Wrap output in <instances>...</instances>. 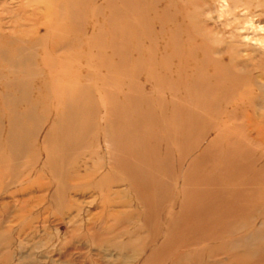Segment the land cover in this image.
Here are the masks:
<instances>
[{
    "label": "rangeland",
    "instance_id": "374dc122",
    "mask_svg": "<svg viewBox=\"0 0 264 264\" xmlns=\"http://www.w3.org/2000/svg\"><path fill=\"white\" fill-rule=\"evenodd\" d=\"M41 1L0 0V264H264V114L227 113L250 80L217 85L200 0Z\"/></svg>",
    "mask_w": 264,
    "mask_h": 264
},
{
    "label": "bare ground",
    "instance_id": "6f19581e",
    "mask_svg": "<svg viewBox=\"0 0 264 264\" xmlns=\"http://www.w3.org/2000/svg\"><path fill=\"white\" fill-rule=\"evenodd\" d=\"M6 1V0H5ZM42 1H45L46 2V0H42ZM41 1V2H42ZM50 1V0H49ZM59 1H61V0H59ZM124 1V0H123ZM180 1V0H179ZM208 1L209 0H200V2H197V3H195L196 4V6H195V10L196 11H193L192 12V14L188 17V25H189V27L188 28H191V30L194 32V35H195V37H196V41H198V43H199V46L196 48V50H198V51H200V52H202L203 54H204V57L205 58H203L202 60L205 62V60L206 61H208V62H211L215 67H214V71H213V78H215V79H217L218 80V78H223V76H226V77H231V76H233V77H239V78H245V79H248V80H250V82H249V84H247L246 86H243L242 88L240 87V88H238L237 90H240V91H237V92H235V95H234V98H233V101H232V104L231 105H229V110H228V112H227V110H226V112L227 113H235L236 111L237 112H240V111H242V112H249V113H252V115H258V114H260V115H263L264 113V0H222V2H221V4H220V8H218V9H216V11H217V15H216V17H213V16H211L212 15V12H211V6H210V3L208 4ZM215 1V0H214ZM217 1V0H216ZM221 1V0H220ZM36 2V0H34V3ZM56 2H58L57 0H56ZM71 2V1H70ZM70 2H67V4L68 3H70ZM172 2H173V0H172ZM171 2V3H172ZM47 3V2H46ZM49 3V2H48ZM155 3V2H154ZM166 3V2H165ZM170 3V2H169ZM180 3V2H179ZM182 3V5H183V2H181ZM192 3H194V1L192 2ZM215 3H217V2H215ZM40 5L41 3H37V5ZM44 4V3H43ZM54 3H51V5H53ZM71 4V3H70ZM211 4H212V2H211ZM219 4V3H218ZM46 5V4H45ZM56 5H58V4H56ZM179 5H181V4H179ZM188 5V4H187ZM194 5V4H193ZM209 5V6H208ZM32 6H33V4H32ZM41 6V5H40ZM40 6H36V7H40ZM49 6H50V4H49ZM54 6V5H53ZM184 6V5H183ZM189 6H190V4H189ZM188 6V7H189ZM212 6H214V5H212ZM219 6V5H218ZM33 7H35V6H33ZM35 7V8H36ZM43 7H44V5H43ZM57 7V6H56ZM41 8V7H40ZM53 8V7H52ZM51 8V9H52ZM190 8V7H189ZM188 8V9H189ZM191 8H192V6H191ZM215 8V7H214ZM37 9V8H36ZM35 9V10H36ZM44 9V8H43ZM42 9V10H43ZM51 9H50V11H51ZM187 9V8H186ZM193 9V8H192ZM197 9H199V10H197ZM58 10H60V8H58ZM171 10H172V8H171ZM170 10V11H171ZM38 11H40V10H38ZM44 11H45V9H44ZM186 13H189V10H188V12L186 11V10H184ZM198 11V12H197ZM201 11V12H200ZM36 12V11H35ZM41 12V11H40ZM43 12V11H42ZM60 12V11H59ZM58 12V13H59ZM72 12V11H71ZM155 12V11H154ZM158 12V11H157ZM37 13V12H36ZM45 13V12H44ZM73 13V12H72ZM74 13H76L75 11H74ZM156 13V12H155ZM184 13V12H183ZM216 13V12H215ZM48 14L50 15L51 13H49L48 12ZM60 15L62 14V13H59ZM156 14H158V13H156ZM40 15H41V13H40ZM49 15H47V13H46V16H49ZM72 15V14H71ZM73 15H76V14H73ZM155 15V14H154ZM182 15V14H181ZM187 15V14H186ZM37 16V15H36ZM62 16H64V15H61V17ZM183 16V15H182ZM53 17H55V16H53ZM184 17H185V15H184ZM59 18V17H58ZM66 18V17H65ZM72 18V17H71ZM56 19V17L54 18V21H56L55 20ZM63 19V18H62ZM62 19H61V21H62ZM185 19H186V17H185ZM46 20H48V19H46ZM72 20H74V18L72 19ZM51 21H53V19H51ZM69 21H71V20H69ZM185 21V20H184ZM187 21V20H186ZM75 22H76V20H75ZM50 24H52V22L50 23ZM41 25V24H40ZM43 25H45V24H43ZM177 26H179V25H177ZM183 26V25H182ZM183 28V27H182ZM176 29V28H175ZM30 30V29H29ZM182 30V29H181ZM180 32H182V31H180ZM190 32V31H189ZM184 33H182L181 35H183ZM188 38V37H187ZM172 39V38H171ZM174 39V38H173ZM179 38H177V40H178ZM126 40V39H125ZM175 40V39H174ZM187 40V39H186ZM188 42V41H187ZM183 43H185L184 42V39H183ZM183 43H181L182 44V47L180 46V48H183V49H186L187 47H189V46H187L186 48L185 47H183ZM125 45V44H124ZM192 45V44H191ZM194 45V44H193ZM114 46V45H113ZM115 46H117V45H115ZM186 46V45H185ZM125 47V46H124ZM179 48V49H180ZM183 49H181L180 51H183ZM118 50V49H117ZM177 49H175V51H176ZM187 50H189V49H187ZM195 50V49H194ZM195 50V51H196ZM157 51V50H156ZM166 52V51H165ZM123 53H125V50L123 51ZM151 53V52H150ZM180 53V52H179ZM197 53V52H196ZM162 54L163 53H161V56H162ZM181 54V53H180ZM184 54H185V52H184ZM201 54V53H200ZM171 55L172 54H170V55H168V56H170L171 57ZM182 55H183V53H182ZM182 55H180V56H182ZM188 55V54H187ZM186 55V56H187ZM199 55V54H198ZM167 56V57H168ZM172 56H175V58H173V59H177V57H178V54H175V55H172ZM184 56L185 55H183V58H184ZM185 56V57H186ZM166 57V58H167ZM169 57V58H170ZM188 57L190 58V61H191V57L190 56H187V58H186V60H185V58H184V61H186L185 63H188L187 62V60H188ZM166 58H165V60H166ZM169 58L167 59V63H169ZM154 59V58H153ZM179 59V58H178ZM195 59H196V57H195ZM163 60V59H162ZM171 60H172V58H171ZM180 60H181V57H180ZM180 60H177V61H179L180 62ZM193 60V59H192ZM194 61V60H193ZM153 62V61H152ZM178 62V63H179ZM197 62H199V61H197ZM195 63V65H198L199 64V66H200V63ZM154 64V65H153ZM151 63V65L154 67V68H156V65H155V63ZM189 64H191V63H189ZM203 64H205V63H203ZM203 64H201V65H203ZM163 65H167V64H163ZM169 65V64H168ZM184 65V64H183ZM183 65H181V64H179V66L181 67H184ZM211 65V64H210ZM187 66H189L188 64H187ZM187 66H185L184 67V69H187L188 67ZM193 66V65H192ZM205 67H206V64L204 65ZM203 67V66H202ZM151 68V67H150ZM154 68L152 69V70H154ZM164 68H166V67H164ZM176 68H178V67H176ZM190 68V67H189ZM201 68V67H200ZM210 68H212V67H210ZM220 69L221 71H220V73L221 74H219L218 73V70H216V69ZM167 69V68H166ZM181 71H183V68H179ZM191 70H192V68H190ZM207 69H208V67H207ZM172 70V69H171ZM170 70V71H171ZM176 70V72H177V70L178 69H175ZM180 70H178V72L180 71ZM191 70H184L183 72H184V76L186 75V76H188L187 75V73H185L186 71H191ZM195 70V69H194ZM209 70V69H208ZM212 70V69H211ZM151 71V70H150ZM167 71V70H166ZM169 71V70H168ZM167 71V72H168ZM169 71V72H170ZM180 71V73H178V74H181L182 72ZM151 72H153V71H151ZM163 72H165V69H164V71ZM172 73V75L173 74H176V72L174 71V73H173V71H171ZM191 72H193V71H191ZM196 72V71H195ZM202 72H203V70H202ZM197 74H200L201 73V71L200 72H196ZM212 73V72H211ZM153 74V73H152ZM169 74V73H168ZM193 74V75H192ZM191 75H192V77L194 76V73H192ZM197 74H195L196 76H198ZM202 74V73H201ZM183 75V74H182ZM182 75H176L178 78L180 77H182ZM191 75H189V76H191ZM67 76V75H66ZM154 76V75H153ZM170 76V75H169ZM168 76V77H169ZM175 76V75H174ZM185 76V78H187ZM188 76V77H189ZM207 76V75H206ZM61 77H63V76H61ZM166 77V76H165ZM164 77V78H165ZM202 77V78H201ZM163 77H161V79H162ZM164 78L162 79V81L164 80ZM167 78V77H166ZM171 78V77H170ZM177 78V79H178ZM179 78V79H180ZM183 78V77H182ZM194 78H196V77H194ZM199 78V77H198ZM200 78L201 79H203V76L201 75L200 76ZM199 78V80L200 81H202L201 79ZM65 79V78H64ZM152 79L154 80V78L152 77ZM189 79H192V78H189ZM188 79V80H189ZM229 79V78H228ZM185 80V79H184ZM188 80H187V82H188ZM208 80V79H207ZM221 81H223L222 79H220ZM220 80H218L217 81V85H219L220 83V85L222 86V82L220 81ZM156 81V80H155ZM165 81V80H164ZM193 81V80H192ZM219 81H220V83H219ZM154 82V81H153ZM195 82V81H194ZM203 82V81H202ZM225 82V81H224ZM231 82V81H230ZM166 83V82H165ZM189 83H191V82H189ZM196 83H198V79L196 80V82L195 83H191V84H196ZM211 83H213V82H211ZM219 83V84H218ZM164 84V83H163ZM181 84V83H180ZM186 84V83H185ZM199 84H201L200 82H199ZM156 85V84H155ZM176 85H174L173 86V88L175 87ZM183 86V85H182ZM181 86V87H182ZM192 87L194 86H196V85H191ZM204 84H203V88H204ZM211 86H213V85H211ZM229 86V85H228ZM242 86V85H241ZM14 87H16V86H14ZM22 87H24V85L22 86ZM172 87V86H171ZM176 87H179V85L178 86H176ZM180 87V88H181ZM187 87V86H186ZM202 87V86H201ZM201 87H195V89L194 90H200V92L203 90V88H202V90L200 89ZM215 88L217 87L216 85L214 86ZM179 88V89H180ZM184 88H185V85H184ZM197 88V89H196ZM205 88H208L209 89V87H208V85L205 87ZM220 88H222V87H220L219 86V89ZM229 88H231V87H229ZM17 89V88H16ZM71 89V88H70ZM177 88H175L174 90H176ZM189 89H190V86H189ZM72 90V89H71ZM74 90V89H73ZM190 90H192V89H190ZM193 90V91H194ZM204 90H207V89H204ZM203 90V92H204V94H205V92H208V90L207 91H204ZM210 90V89H209ZM213 90H215V89H213L212 88V91ZM228 90V89H227ZM23 91H24V88H23ZM22 91V92H23ZM76 91V90H75ZM216 91V90H215ZM66 92H69V91H66ZM65 92V93H66ZM217 92H219V91H217ZM229 92V91H228ZM77 93V92H76ZM199 93V92H198ZM202 93V92H201ZM225 93V92H224ZM224 93H222V94H224ZM234 93V92H233ZM70 94V93H69ZM68 94V95H69ZM73 94L75 95V92L73 91ZM185 94V93H184ZM191 94V93H190ZM189 94V95H190ZM208 94V93H207ZM215 95H216V93H214ZM213 94V95H214ZM71 95H72V93H71ZM70 95V96H71ZM74 95H72V96H74ZM197 95V94H196ZM200 95V94H199ZM228 95H230L229 93H228ZM201 96V95H200ZM226 98H227V96H225ZM68 98H70L69 96H68ZM76 98V97H75ZM135 98V99H134ZM187 98V97H186ZM201 98H203V96H201ZM191 99V98H190ZM195 99V98H194ZM193 99V100H194ZM197 100H198V98H196ZM195 99V100H196ZM129 100H131V99H129ZM133 100H134V102H136L137 100H136V97H134L133 96V99H132V102H133ZM140 100V99H139ZM196 100V101H197ZM200 100V99H199ZM198 100V101H199ZM69 101V100H68ZM141 101V100H140ZM195 101V102H196ZM142 102V101H141ZM69 103V102H68ZM127 103H129V104H127L126 106H130V103H131V101H128ZM136 103H139L140 104V102L139 101H137ZM172 103V102H171ZM197 103H200V102H197ZM134 105H135V103H133ZM173 104V103H172ZM183 104H186V103H183ZM183 104H182V106H183ZM70 105V104H69ZM80 105V104H79ZM78 104H76V106H78V108H80V106H79ZM124 105V104H123ZM187 105V104H186ZM186 105H184L183 107L181 106L180 108H178L177 107V109H181L182 110V108L185 110V108L184 107H186ZM199 105V104H198ZM121 105H119V107H120ZM136 106V105H135ZM137 106H138V104H137ZM136 106V107H137ZM171 107H172V105H170ZM178 106V105H177ZM188 106H190L189 104H188ZM205 106V105H204ZM215 106V105H214ZM118 106H117V109L119 108ZM123 107V106H122ZM122 107L120 108V109H122ZM125 107V106H124ZM131 107V106H130ZM134 107V106H133ZM139 107V106H138ZM137 107V108H138ZM174 107H175V105H174ZM195 107V106H194ZM203 107V106H202ZM201 107V105H200V108H202ZM207 107V106H206ZM216 107V106H215ZM218 107V106H217ZM216 107V108H217ZM68 108H70V112H68V110L66 111V112H68V113H74V111L75 110H71V108H73L72 106H68ZM77 108V109H78ZM166 108H167V106H166ZM176 108V107H175ZM191 108H193V106L191 107ZM200 108H197V109H200ZM213 108V107H212ZM223 108V107H222ZM131 109H133V108H131ZM140 109V108H139ZM165 109V106H164V108H163V110ZM204 109H205V107H204ZM204 109H203V111H204ZM228 109V108H227ZM124 109H122V111H123ZM133 110H136V109H133ZM165 110H172V109H165ZM188 110H190V108H188ZM192 110V109H191ZM195 108H194V115L192 116V119H194L193 117H195ZM217 110V109H216ZM216 110H215V112H216ZM72 111V112H71ZM139 111V110H138ZM180 111V110H179ZM186 111H187V109H186ZM186 111H182V112H186ZM218 111V110H217ZM229 111H231V112H229ZM66 112H64V113H66ZM119 111L117 110L116 112H115V114L116 113H118ZM126 112V111H125ZM129 112V111H128ZM128 112H127V114H128ZM131 112V111H130ZM173 112H174V110H173ZM188 112V111H187ZM197 112V111H196ZM201 112V114L202 113H204V112H202V111H199V113ZM68 113H66V114H68ZM77 113V112H76ZM133 113H135V115H136V113H138L137 111L135 112H133ZM141 113V112H140ZM179 113H181V111L180 112H178L177 113V110H176V112H175V114L174 115H176V114H179ZM233 113V114H234ZM245 113H243V114H245ZM258 113V114H257ZM65 114V115H66ZM124 114V113H123ZM126 114V113H125ZM142 114V113H141ZM149 114V113H148ZM147 114V115H148ZM186 114V113H185ZM192 114V113H191ZM190 114V115H191ZM201 114H199V115H201ZM69 115V114H68ZM120 115V114H119ZM129 115V114H128ZM127 115V116H128ZM146 114H144V116H145ZM146 115V116H147ZM179 115H181V114H179ZM183 115V114H182ZM181 115V116H182ZM228 115V114H227ZM230 115V114H229ZM237 115H240V113L238 114L237 113ZM70 116V115H69ZM68 116V117H69ZM77 116V115H76ZM126 116V117H127ZM180 116V117H181ZM197 116L198 115H196V118H197ZM247 116H249V115H247ZM64 117H67V116H64ZM67 117V118H68ZM71 117H73V116H71ZM125 117V118H126ZM137 117V116H136ZM139 117V116H138ZM137 117V118H138ZM143 116H141V117H139L140 119H141V121L140 122H142V119H145V118H142ZM175 117V116H174ZM179 117V116H178ZM179 117V118H180ZM183 117H185L184 115H183ZM183 117H182V119H183ZM186 117H187V115H186ZM185 117V118H186ZM74 118V117H73ZM127 118H130V117H127ZM148 118H149V116H148ZM195 118V119H196ZM71 119V118H70ZM131 119V118H130ZM134 119V118H133ZM62 121H64V123H65V120H63V119H61ZM118 120V119H117ZM125 120V119H124ZM146 120H147V118H146ZM149 120V119H148ZM151 120H152V118H151ZM151 120H149V121H151ZM188 120H189V117H188ZM14 121H17L16 119H14ZM61 121V122H62ZM67 121V120H66ZM72 121L74 122V119H72ZM129 121V120H128ZM127 121V122H128ZM137 121V120H136ZM135 120H134V122H136ZM139 121V120H138ZM145 121V120H144ZM143 121V122H144ZM194 121V120H193ZM60 122V123H61ZM68 122V121H67ZM79 122V121H78ZM78 122H76L75 121V123H78ZM116 122V121H115ZM119 122H121V121H119ZM140 122H138V123H140ZM147 122V121H146ZM192 122V121H191ZM69 124H72V123H70V122H68ZM118 123V122H117ZM122 125H125V123H126V121H125V123L123 122V120H122ZM130 123V122H129ZM128 123V125H129V128H130V124ZM194 122H192V124H193ZM12 124V123H11ZM13 124H14V122H13ZM12 124V125H13ZM147 124H149V123H147ZM15 125H18L17 127H19L20 126V122H18L17 124H15ZM15 125H13L14 127H15ZM58 125H60L59 123H58ZM66 125V124H65ZM77 126V128L79 129V125H80V123H78L77 125L76 124H73V126ZM120 125V124H119ZM136 125H139V124H136ZM142 125V124H141ZM146 127L145 128H147V125L146 124H144ZM150 125V124H149ZM148 125V126H149ZM174 125V124H173ZM172 125V126H173ZM194 125V124H193ZM61 126V125H60ZM63 126V125H62ZM68 125H66V126H64V127H62V129H63V131H64V128L65 129H67L68 127H67ZM126 126H127V124H126ZM126 126H124V127H126ZM192 125H191V123H190V127H191ZM16 127V128H17ZM59 127V126H58ZM70 127H72V126H70ZM121 127V126H120ZM120 127H118V128H120ZM123 127V128H124ZM138 127H141V126H138ZM193 127V126H192ZM12 128V132H13V127H11ZM61 128V127H60ZM74 127H72V129H73ZM76 128V127H75ZM122 128V127H121ZM120 128V129H121ZM144 128V129H145ZM188 129H190L189 128V126L187 127ZM58 129V128H57ZM62 129L61 130H59L60 132L62 131ZM69 129V128H68ZM77 129V130H78ZM133 129H135V127L133 126ZM192 130H194L193 128H191ZM237 129V128H236ZM15 130V129H14ZM70 130V129H69ZM77 130H74L75 131V133H74V135L76 136L77 135ZM116 131H117V129H115ZM136 130V129H135ZM10 131V132H11ZM121 131V130H120ZM11 132V133H12ZM59 132V133H60ZM132 133H133V131H131ZM189 132H190V130H189ZM11 133L9 134V131H8V134H9V137H10V135H11ZM65 133H67L66 131H65ZM65 133H63V135L65 134ZM78 133H79V130H78ZM61 134H62V132H61ZM69 133H67V135H68ZM71 134V133H70ZM127 134H128V136H130L129 135V132L127 131ZM66 135V134H65ZM116 135V134H115ZM133 135V134H132ZM150 135V134H149ZM15 137V135H11V138L12 137ZM136 136V135H135ZM66 137H68V136H66ZM65 137V138H66ZM118 137V136H117ZM62 138H63V136H62ZM70 137H68V139H69ZM119 138V137H118ZM19 139V138H18ZM18 139L16 140V138H15V141L13 142L14 144L13 145H16L17 146V141H18ZM134 139V138H133ZM10 140V139H9ZM117 140V139H116ZM127 140H128V137H127ZM149 140V139H148ZM12 141V140H11ZM120 141V140H119ZM9 143H10V141H8ZM118 142V141H117ZM131 142H132V140H131ZM130 142V143H131ZM17 143V144H16ZM19 143H21V144H19V146L20 145H23L22 147H21V149L24 147V145H25V143L24 144H22V142H20L19 141ZM11 144H12V142H11ZM10 144V145H11ZM128 144H129V142H128ZM121 145V144H120ZM150 145V144H149ZM16 146H14V147H16ZM117 146V145H116ZM133 146V145H132ZM13 147V146H12ZM130 147V146H129ZM139 147V146H138ZM147 147V146H146ZM233 148V147H232ZM25 149V148H24ZM138 149V148H137ZM231 151V150H230ZM131 152V151H130ZM138 152V151H137ZM136 156V155H135ZM245 157V156H244ZM137 158V157H136ZM212 159V158H211ZM151 162H153V161H151ZM136 165V164H135ZM131 166V165H130ZM124 167V166H123ZM141 167V166H140ZM230 167V166H229ZM133 168V167H132ZM139 168V167H138ZM137 171H138V169L137 168H135ZM145 169H147V168H145ZM128 170V169H127ZM140 170V169H139ZM143 170V169H142ZM133 172V171H132ZM139 172H142V171H139ZM143 173V172H142ZM138 176V175H137ZM145 177V176H144ZM146 178V177H145ZM150 178V177H149ZM139 179V178H138ZM151 179H153V178H151ZM139 181V180H138ZM142 182V181H141ZM143 182H144V180H143ZM145 185V184H144ZM213 194V193H212ZM202 197V196H201ZM218 197V196H217ZM216 197V198H217ZM221 197V196H220ZM207 198H209V197H207ZM219 198V197H218ZM217 198V199H218ZM236 198V197H235ZM204 199V198H203ZM214 199H215V197H214ZM212 200V199H211ZM223 200V199H222ZM206 201H209V200H206ZM205 201V202H206ZM215 201V200H214ZM213 201V202H214ZM220 201V200H219ZM224 201H225V199H224ZM252 201V200H251ZM258 201V200H257ZM256 201V202H257ZM205 202H204V204H205ZM216 202V201H215ZM259 202V201H258ZM196 203H198V202H196ZM210 203H212V202H210ZM219 203H221V202H219ZM185 204H186V202H185ZM200 204H202V203H200L199 202V205ZM207 204H209V203H207ZM207 204H205V205H207ZM255 204H257V203H255ZM220 205V204H219ZM222 205V204H221ZM198 206V205H197ZM201 206H203V205H201ZM229 206V205H228ZM185 207V206H184ZM195 207V206H194ZM224 207V206H223ZM230 207V206H229ZM228 207V208H229ZM186 208V207H185ZM198 208V207H197ZM194 209L195 211H197V210H201V208L199 207V209ZM206 208H208V206L206 207ZM183 210H184V208H183ZM182 210V211H183ZM193 210V211H194ZM200 210H199V213H200ZM230 210H232V208L230 209ZM209 211H212V209H210ZM238 211V210H237ZM184 212V211H183ZM202 212V211H201ZM234 212V211H233ZM232 212V213H233ZM240 212H242V211H240ZM247 211H245V213H246ZM197 213L198 212H196V215H197ZM212 213V212H211ZM237 213V212H236ZM223 214V213H222ZM227 214V213H226ZM239 214H241V213H238V215ZM186 215V214H185ZM195 215V214H194ZM201 215V214H200ZM228 215V214H227ZM200 217V216H199ZM203 217V216H202ZM216 217V216H215ZM232 217V216H231ZM182 218H184V217H182ZM185 218H188L187 217V215H186V217ZM200 219V218H199ZM210 219V218H209ZM214 219V218H213ZM227 219V218H226ZM186 220V219H185ZM184 221V220H183ZM216 221V220H215ZM181 225H182V223H181ZM252 240H253V238H252ZM248 239H247V244H248ZM254 241V240H253ZM244 242V241H243ZM245 242V243H246ZM252 244V243H251ZM247 253V252H246Z\"/></svg>",
    "mask_w": 264,
    "mask_h": 264
}]
</instances>
